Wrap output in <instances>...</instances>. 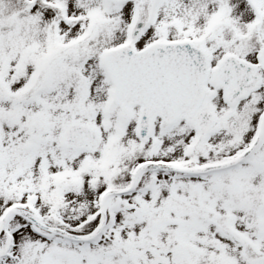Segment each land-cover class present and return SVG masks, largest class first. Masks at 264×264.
<instances>
[{"label":"snow or ice","instance_id":"snow-or-ice-1","mask_svg":"<svg viewBox=\"0 0 264 264\" xmlns=\"http://www.w3.org/2000/svg\"><path fill=\"white\" fill-rule=\"evenodd\" d=\"M0 264H264V0H0Z\"/></svg>","mask_w":264,"mask_h":264}]
</instances>
